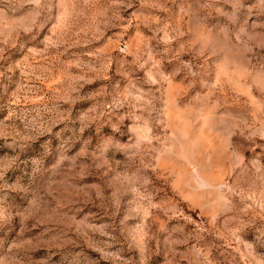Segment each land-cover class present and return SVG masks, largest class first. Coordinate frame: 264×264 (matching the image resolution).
Wrapping results in <instances>:
<instances>
[{
  "label": "rangeland",
  "instance_id": "rangeland-1",
  "mask_svg": "<svg viewBox=\"0 0 264 264\" xmlns=\"http://www.w3.org/2000/svg\"><path fill=\"white\" fill-rule=\"evenodd\" d=\"M0 264H264V0H0Z\"/></svg>",
  "mask_w": 264,
  "mask_h": 264
}]
</instances>
